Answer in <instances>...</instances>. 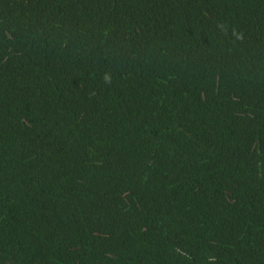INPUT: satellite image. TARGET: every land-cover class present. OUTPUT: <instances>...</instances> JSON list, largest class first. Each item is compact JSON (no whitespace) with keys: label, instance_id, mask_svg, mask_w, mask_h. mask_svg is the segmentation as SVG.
<instances>
[{"label":"trees","instance_id":"trees-1","mask_svg":"<svg viewBox=\"0 0 264 264\" xmlns=\"http://www.w3.org/2000/svg\"><path fill=\"white\" fill-rule=\"evenodd\" d=\"M0 264H264V0H0Z\"/></svg>","mask_w":264,"mask_h":264}]
</instances>
